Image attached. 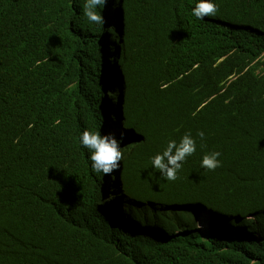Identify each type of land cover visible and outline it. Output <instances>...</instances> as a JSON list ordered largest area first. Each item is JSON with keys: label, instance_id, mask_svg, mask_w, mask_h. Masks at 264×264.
<instances>
[{"label": "trees", "instance_id": "1", "mask_svg": "<svg viewBox=\"0 0 264 264\" xmlns=\"http://www.w3.org/2000/svg\"><path fill=\"white\" fill-rule=\"evenodd\" d=\"M85 2L0 0V264H262L264 0H211L202 20L199 0H109L100 25ZM86 130L120 140L152 204L202 226L143 214L92 170ZM189 132L167 181L152 158Z\"/></svg>", "mask_w": 264, "mask_h": 264}, {"label": "clouds", "instance_id": "2", "mask_svg": "<svg viewBox=\"0 0 264 264\" xmlns=\"http://www.w3.org/2000/svg\"><path fill=\"white\" fill-rule=\"evenodd\" d=\"M108 2L109 0H86L83 5V15L87 21L96 25L103 24V17L96 9L105 6ZM113 2H118V0H113ZM217 12L218 8L216 4L211 2V0H199L192 9V15L198 20H202L205 17L215 16ZM197 135L201 140L204 139V132H198ZM121 139H123V133H121ZM80 143L91 153L90 160L92 170L96 173H101L104 178L108 177L114 179L115 177H118L121 182V187L124 190L125 186L122 178L124 166L121 162L123 154L120 150V140H118L114 134L101 135L99 132H89L86 130L80 137ZM75 145L79 149L76 139ZM195 152L196 141L192 138L191 133L189 132L180 139L179 143L175 140H170L163 153L155 155L152 158L151 163L165 180L174 182L178 179L177 173L181 170L183 162ZM220 156L221 153L218 151L205 154L201 161V167L209 171H215L218 167L222 166L221 161L218 159ZM177 211L191 213L196 221V228L202 226L199 218H195V215L191 210L186 211L177 209ZM179 219L185 220L181 217H179ZM161 222L169 224L167 218H163ZM215 246H217V243L213 247L206 248H215ZM258 258L264 261V249H262L255 258V261L261 263Z\"/></svg>", "mask_w": 264, "mask_h": 264}, {"label": "rangeland", "instance_id": "3", "mask_svg": "<svg viewBox=\"0 0 264 264\" xmlns=\"http://www.w3.org/2000/svg\"><path fill=\"white\" fill-rule=\"evenodd\" d=\"M122 178H123V182L125 186L124 192L130 193L131 198L141 201L142 203H146V205L140 207V210L143 214H148L152 217H156L155 215L164 214L165 217H157V219H160V220H162L163 218H166L167 215H173V216L179 215L181 218H184L183 211H170L167 209H161L159 205L152 204V202H155V201H153V197L151 196L149 191L146 188H144L140 182L131 181L126 174V171L123 172ZM191 219H193V217ZM187 221L192 222L191 220H187ZM175 231L180 232L181 234L185 236L190 235L189 231H186V232L182 231L181 228H176ZM160 236L165 237L166 235H160Z\"/></svg>", "mask_w": 264, "mask_h": 264}, {"label": "bare ground", "instance_id": "4", "mask_svg": "<svg viewBox=\"0 0 264 264\" xmlns=\"http://www.w3.org/2000/svg\"><path fill=\"white\" fill-rule=\"evenodd\" d=\"M121 195H122L123 197H125L126 199H128V198H127L128 196H125L126 194H121ZM25 236H26V237H29L28 234H26ZM12 243H13V242H12ZM27 248H28V249H34L33 246H27Z\"/></svg>", "mask_w": 264, "mask_h": 264}, {"label": "flooded vegetation", "instance_id": "5", "mask_svg": "<svg viewBox=\"0 0 264 264\" xmlns=\"http://www.w3.org/2000/svg\"><path fill=\"white\" fill-rule=\"evenodd\" d=\"M258 260H259V261H261V263H263V264H264V261H262L260 258H258Z\"/></svg>", "mask_w": 264, "mask_h": 264}]
</instances>
